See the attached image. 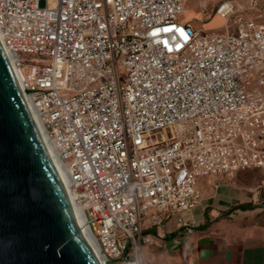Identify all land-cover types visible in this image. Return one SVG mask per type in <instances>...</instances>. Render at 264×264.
I'll return each mask as SVG.
<instances>
[{
    "label": "built area",
    "instance_id": "obj_1",
    "mask_svg": "<svg viewBox=\"0 0 264 264\" xmlns=\"http://www.w3.org/2000/svg\"><path fill=\"white\" fill-rule=\"evenodd\" d=\"M184 11V0H0V42L104 264H145L148 211L192 232L200 177L264 168V0L219 1L227 22L211 30L179 21Z\"/></svg>",
    "mask_w": 264,
    "mask_h": 264
},
{
    "label": "water",
    "instance_id": "obj_2",
    "mask_svg": "<svg viewBox=\"0 0 264 264\" xmlns=\"http://www.w3.org/2000/svg\"><path fill=\"white\" fill-rule=\"evenodd\" d=\"M0 264H101L36 130L1 42Z\"/></svg>",
    "mask_w": 264,
    "mask_h": 264
},
{
    "label": "crops",
    "instance_id": "obj_3",
    "mask_svg": "<svg viewBox=\"0 0 264 264\" xmlns=\"http://www.w3.org/2000/svg\"><path fill=\"white\" fill-rule=\"evenodd\" d=\"M262 170L200 177L202 199L193 212L192 232L179 229L175 215L167 217L162 228L155 226L157 212L151 210L142 218L146 237L163 250L177 252L176 264H264ZM183 217L190 218L185 213Z\"/></svg>",
    "mask_w": 264,
    "mask_h": 264
},
{
    "label": "rangeland",
    "instance_id": "obj_4",
    "mask_svg": "<svg viewBox=\"0 0 264 264\" xmlns=\"http://www.w3.org/2000/svg\"><path fill=\"white\" fill-rule=\"evenodd\" d=\"M222 0H184L185 11L179 15V21L185 22L192 20V23L197 28L203 30H211L223 27L227 22V18L221 17L215 13L216 6ZM237 3H242L243 0H235ZM120 72L126 77V71L123 67ZM261 172L264 173V170ZM144 234H145V230ZM149 246H155L151 250ZM177 252L163 250L155 242L149 240L145 243L144 263L145 264H176L174 256Z\"/></svg>",
    "mask_w": 264,
    "mask_h": 264
},
{
    "label": "bare ground",
    "instance_id": "obj_5",
    "mask_svg": "<svg viewBox=\"0 0 264 264\" xmlns=\"http://www.w3.org/2000/svg\"><path fill=\"white\" fill-rule=\"evenodd\" d=\"M3 47V46H2ZM3 50L5 52V55L8 59V62L10 64V67L12 69V72L14 74V77L22 91V94L24 96V93H23V90H22V87L20 85V78L18 77V74H17V70L13 64V59H14V56L11 52H9L8 50H6L4 47H3ZM25 102H26V106H27V109L32 117V120H33V123L36 127V130L39 134V136L41 137L43 143L45 144V147L48 151V154H49V157L55 167V169L57 170V172L59 173L63 183L65 184L66 188H67V191H68V194H69V191H70V177L67 173V171L64 169V167L62 166V164L60 163V161L58 160V155H57V152L56 150L54 149L51 141L49 140L48 136H47V133H46V130L43 126V123L39 117V113L37 111V109L32 105V103L26 99V96H25ZM70 197V195H69ZM71 201H72V198L70 197ZM72 204H73V207H74V210H75V214H76V217H77V220L79 221L81 227H82V230H83V233H84V236L86 238V240L88 241L89 245L92 247V249L94 250L95 254L97 255L98 257V260L101 264H104V260L102 258V255L100 254V250H99V246L94 238V236L91 234L88 226L86 225V221H85V218L83 216V213H82V210L74 204V202L72 201Z\"/></svg>",
    "mask_w": 264,
    "mask_h": 264
}]
</instances>
